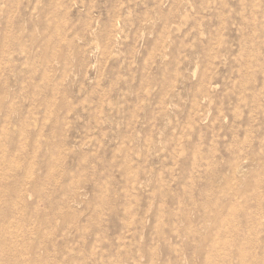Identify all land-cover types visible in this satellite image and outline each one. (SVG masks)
<instances>
[{
    "label": "rangeland",
    "instance_id": "374dc122",
    "mask_svg": "<svg viewBox=\"0 0 264 264\" xmlns=\"http://www.w3.org/2000/svg\"><path fill=\"white\" fill-rule=\"evenodd\" d=\"M0 264H264V0H0Z\"/></svg>",
    "mask_w": 264,
    "mask_h": 264
}]
</instances>
